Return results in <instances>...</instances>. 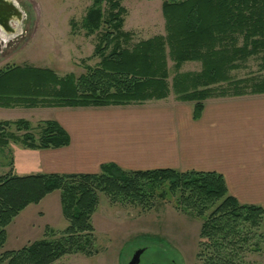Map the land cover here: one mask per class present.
<instances>
[{
	"label": "trees",
	"instance_id": "trees-1",
	"mask_svg": "<svg viewBox=\"0 0 264 264\" xmlns=\"http://www.w3.org/2000/svg\"><path fill=\"white\" fill-rule=\"evenodd\" d=\"M161 8L165 34L129 45L131 34L122 30L125 9L120 0H92L80 27L86 35L99 32L93 55L100 60L94 66L84 65L78 76L59 77L47 67H6L0 71V106H126L173 94L176 100L193 104L196 119L208 98L264 94V75L233 78L231 74L252 57L264 69V0H163ZM168 60L175 67L197 62L200 69L169 79ZM10 141L27 149H48L66 146L69 136L54 119L35 126L22 118L0 120V147ZM159 184L178 192L176 208L201 219L195 264H246V254L261 249L263 208L240 203L220 173L125 170L104 163L97 173L17 175L10 169L0 174V247L7 224L27 205L55 190L60 191L67 221L57 238L44 237L5 251L0 263L52 264L73 252L90 256L95 253L91 215L97 193L142 203Z\"/></svg>",
	"mask_w": 264,
	"mask_h": 264
},
{
	"label": "rangeland",
	"instance_id": "rangeland-1",
	"mask_svg": "<svg viewBox=\"0 0 264 264\" xmlns=\"http://www.w3.org/2000/svg\"><path fill=\"white\" fill-rule=\"evenodd\" d=\"M15 1L23 11V18L15 36L0 30V71L14 65H29L47 67L59 77L69 73L78 76L84 72V65L94 66L100 60L93 55L99 32L86 35L80 27L92 0ZM162 2L120 0L125 9L122 30L131 34L129 45L165 34ZM72 23L77 27L73 28ZM259 63L258 58H249L244 67L231 74L233 78L264 75ZM167 64L169 79L178 72L200 69L197 62H185L175 67L168 60ZM172 100L176 99L170 94L169 101ZM68 109L53 106H0V120L22 118L35 126L38 121L55 119L57 113ZM34 153L12 141L0 147V174L10 169L17 175L40 172ZM97 196V206L91 215L95 253L90 256L79 252L64 254L52 264H125L139 247L144 248L139 264H195L201 219L191 212L176 208L178 192L172 193L166 184H159L149 199L142 203L123 196L111 197L100 191ZM66 226L67 221L61 211L60 191L55 190L38 203L27 205L7 224L0 254L18 250L44 237L57 238ZM245 261L246 264H264V244L259 251L247 253ZM6 263L5 260L0 264Z\"/></svg>",
	"mask_w": 264,
	"mask_h": 264
},
{
	"label": "crops",
	"instance_id": "crops-1",
	"mask_svg": "<svg viewBox=\"0 0 264 264\" xmlns=\"http://www.w3.org/2000/svg\"><path fill=\"white\" fill-rule=\"evenodd\" d=\"M169 100L67 107L54 120L69 143L29 150L43 173H97L104 163L125 170L214 171L240 203L264 210V94L208 98L196 119L192 103Z\"/></svg>",
	"mask_w": 264,
	"mask_h": 264
},
{
	"label": "water",
	"instance_id": "water-1",
	"mask_svg": "<svg viewBox=\"0 0 264 264\" xmlns=\"http://www.w3.org/2000/svg\"><path fill=\"white\" fill-rule=\"evenodd\" d=\"M22 18L23 11L15 0H0V30L7 31L9 29L15 36L18 33V26L22 22ZM143 251V247L134 250L125 264H139L140 255Z\"/></svg>",
	"mask_w": 264,
	"mask_h": 264
},
{
	"label": "flooded vegetation",
	"instance_id": "flooded-vegetation-1",
	"mask_svg": "<svg viewBox=\"0 0 264 264\" xmlns=\"http://www.w3.org/2000/svg\"><path fill=\"white\" fill-rule=\"evenodd\" d=\"M7 31H8V32H10V30H9V29H7ZM2 40H3V39H2ZM3 41H4V40H3Z\"/></svg>",
	"mask_w": 264,
	"mask_h": 264
}]
</instances>
